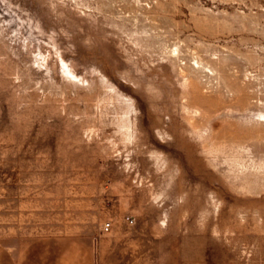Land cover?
Listing matches in <instances>:
<instances>
[{
  "label": "rangeland",
  "instance_id": "obj_1",
  "mask_svg": "<svg viewBox=\"0 0 264 264\" xmlns=\"http://www.w3.org/2000/svg\"><path fill=\"white\" fill-rule=\"evenodd\" d=\"M0 264H264V0H0Z\"/></svg>",
  "mask_w": 264,
  "mask_h": 264
},
{
  "label": "built area",
  "instance_id": "obj_2",
  "mask_svg": "<svg viewBox=\"0 0 264 264\" xmlns=\"http://www.w3.org/2000/svg\"><path fill=\"white\" fill-rule=\"evenodd\" d=\"M110 228H111V223L110 222L104 224V226H103V230L105 232H108L110 230Z\"/></svg>",
  "mask_w": 264,
  "mask_h": 264
}]
</instances>
